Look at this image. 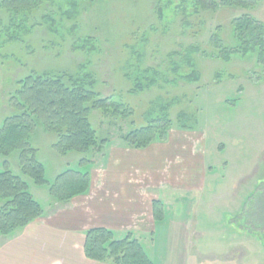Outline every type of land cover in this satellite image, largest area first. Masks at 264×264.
I'll use <instances>...</instances> for the list:
<instances>
[{
    "label": "rangeland",
    "instance_id": "374dc122",
    "mask_svg": "<svg viewBox=\"0 0 264 264\" xmlns=\"http://www.w3.org/2000/svg\"><path fill=\"white\" fill-rule=\"evenodd\" d=\"M73 3L74 19H66L64 12ZM192 5L187 4L188 15ZM179 6V0H44L31 10L18 9L15 40H9L8 17L0 8V124L14 111L9 100L16 83L31 71L62 75L80 69L82 75L90 74L93 89L103 97L135 108L130 118L134 126L159 117L166 106L175 127L168 132L170 142L161 146L174 147L170 143L180 141L175 148L199 154L205 180L194 190L174 189L166 173L153 187H144L143 196L160 201L163 214L154 218L152 231L130 232L154 264H264V58L252 52L220 55L211 41L216 32L224 34L223 44L233 45L229 23L241 13L264 27V0L249 11L206 10L190 18L189 26L182 22L185 15ZM25 25L30 30L23 29ZM83 36L93 43L78 51ZM192 71L198 72L199 81L186 82L184 76ZM136 82L142 90L135 91ZM180 112L195 120L194 129L176 127ZM93 124L108 142L94 149L86 163L80 159L88 153L61 155L53 147L56 136L36 127L31 141L50 183L69 168H100L110 151L115 156L109 160L127 166L116 152L130 150L121 138L129 122L95 112ZM158 144L147 150L156 154ZM18 154H0V170L7 160L9 168L21 174ZM173 160L169 163L183 164L178 157ZM136 176L141 184L138 172ZM29 183L44 208L53 203L47 185ZM127 232L114 233L121 238ZM183 232L184 239L174 235Z\"/></svg>",
    "mask_w": 264,
    "mask_h": 264
},
{
    "label": "trees",
    "instance_id": "16d2710c",
    "mask_svg": "<svg viewBox=\"0 0 264 264\" xmlns=\"http://www.w3.org/2000/svg\"><path fill=\"white\" fill-rule=\"evenodd\" d=\"M42 1L44 0H0V8L8 17L6 28L11 31L9 40H15L19 33V30L14 28L18 9L31 10L32 5ZM179 1L180 9L185 15L182 22L189 26L190 18H199L201 12L206 10L236 8L249 11L259 0ZM188 3L193 4L194 8L189 15ZM76 12V4L73 3L72 9L66 10L64 15L66 19L72 20ZM158 12H161V9H158ZM229 24L233 45L223 44L224 34L220 36L215 32L211 37L220 55L229 57L236 53L252 52L258 59L264 58L263 24L249 13H241L231 18ZM22 28L27 29V26ZM48 30L51 31V28ZM72 30L74 31V28ZM78 40L80 42L76 45L78 51H84L85 46L93 43L88 36L80 37ZM199 76L197 71H192L185 75L184 79L193 83L199 81ZM154 83L151 82L152 85ZM93 84L90 74L82 75L80 69L73 74L62 75L31 71L16 83L15 92L9 100L14 111L5 116L0 124V154L8 157L12 151L17 150L21 174L14 173L9 168L8 161H3V169L0 170V235L7 236L44 214V207L31 192L30 180L37 186L47 185L53 203L67 202L74 196L86 193L90 186V169L69 168L59 173L51 183L46 179L44 165L38 159L37 148L31 141L38 125L56 136L53 147L61 155L72 151L79 154L88 153V157L83 156L80 163L90 162V153L94 149L101 150L108 142V138L99 136L98 127L93 124L95 112L114 120L128 121L130 128L121 138L126 147L137 150L146 149L156 142L166 141L169 130L175 127L166 106L159 117L146 118L144 124L134 126L136 121L130 118L134 115L135 108L123 100L116 101L112 97H103L93 89ZM135 85V91L142 90L138 82ZM176 123L179 129L195 128V120L186 117L182 112L178 114ZM53 203L51 205H54ZM152 203L154 218H160L163 214L160 201L154 200ZM83 249L87 258L98 262L154 264L138 238L130 231L124 237L117 238L111 229L91 228L85 232Z\"/></svg>",
    "mask_w": 264,
    "mask_h": 264
},
{
    "label": "crops",
    "instance_id": "0c3cea01",
    "mask_svg": "<svg viewBox=\"0 0 264 264\" xmlns=\"http://www.w3.org/2000/svg\"><path fill=\"white\" fill-rule=\"evenodd\" d=\"M169 142V135L166 141L157 142L159 147L154 155L155 151L147 148L126 147L130 149L128 153L116 152L121 161L127 163L124 167L109 160L115 156V152L110 151L104 157L108 160L105 159L100 168L90 169V186L86 193L64 203L47 204L40 218L7 236L0 235V264H110L85 256L83 247L87 230L103 227L114 232L152 231L153 200L148 201L143 196L144 187H153L166 173L172 176L174 189L194 190L195 186L204 183V174L201 176L203 158L175 148L180 141L171 142L174 147L161 146ZM175 157L182 159L183 164L169 163ZM167 161L171 164L169 168L163 165ZM137 172L143 181L141 184L136 182ZM174 235L180 240L185 234ZM168 252L173 253V249H167Z\"/></svg>",
    "mask_w": 264,
    "mask_h": 264
}]
</instances>
